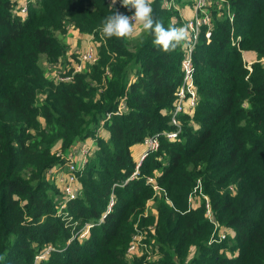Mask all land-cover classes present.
<instances>
[{
	"label": "trees",
	"instance_id": "1",
	"mask_svg": "<svg viewBox=\"0 0 264 264\" xmlns=\"http://www.w3.org/2000/svg\"><path fill=\"white\" fill-rule=\"evenodd\" d=\"M228 1L233 21L213 5L210 42L202 34L195 46L198 103L180 116L178 139L161 136L137 176L119 186L135 170L131 148L172 129L167 112L181 82L182 48L165 53L145 31L106 38L110 0H35L24 19L13 16L12 0H0V264H264V66L249 74L242 57L264 56V0ZM162 3L152 0L154 17L179 27L178 14ZM71 29L94 36L98 60L56 82L41 57L69 59L60 37ZM121 100L124 112L105 119ZM100 128L107 137L98 136ZM87 138L96 146L68 222L56 215L58 189L47 171L62 163L56 149L67 152ZM147 177L162 190L154 195ZM198 181L211 221L193 193ZM112 191V210L97 225ZM194 196L197 208H189ZM148 201L154 213L145 215ZM86 223L96 225L69 242ZM136 224L151 225L153 263L125 255ZM215 227L216 237L226 236L208 244ZM47 245L54 250L36 262Z\"/></svg>",
	"mask_w": 264,
	"mask_h": 264
},
{
	"label": "built area",
	"instance_id": "2",
	"mask_svg": "<svg viewBox=\"0 0 264 264\" xmlns=\"http://www.w3.org/2000/svg\"><path fill=\"white\" fill-rule=\"evenodd\" d=\"M34 2V0H12L11 12L14 17L23 19L28 14V6ZM119 0H117V4ZM116 4V5H117ZM163 7L168 11H174L178 15H174L173 22L180 21V26L187 28L189 32V44L187 47H183L182 59H181V82L178 89L174 95V101L172 107L167 112L169 117L168 124L172 127L171 130L161 131L159 133L147 136L142 141L143 151L136 161V166L134 172L119 186L127 183L129 180L133 179L138 174L139 166L142 161L152 152H155L160 147V137L163 136L166 139L172 141L178 139L182 127L180 116L188 111L195 109L198 103V93L195 84V67L193 62V52L197 44L198 39L203 34L206 43L210 42L213 22L211 7L216 6L219 11L218 15L221 13L225 14L226 17L232 22L234 18V13L231 10V5L228 0H193L190 7V15H183L181 13L179 4L175 0H163ZM131 15L132 13H125ZM179 26V27H180ZM139 26H137L135 32H138ZM91 43L84 49H78L71 52L70 55L74 54L81 60L79 66L74 67V71L67 76L62 75V71H55V76L61 81H70L75 73L81 72L82 67L88 64H94L98 60V54L96 51V46L93 43V38L91 37ZM235 43L236 40H232ZM264 57V56H263ZM72 62L73 58L70 59ZM264 60V58H263ZM74 66V64H73ZM248 69L251 70V65L249 64ZM57 68V67H56ZM125 105L123 100H121L120 105L114 112H109L106 114L105 119H109L113 114L120 115L124 112ZM102 123V122H101ZM103 124V123H102ZM94 138H87L84 141L75 143L67 152H62L57 150L56 156L62 161V163L55 165L48 169L47 177L54 183L58 189V195L55 198L57 212L56 215L63 217L66 221H70V217L67 213V207L71 201L78 199L82 194V186L80 183V177L84 171L87 160L89 156L93 153L96 143ZM147 184L151 186L153 191L159 192L162 189L157 185L153 177L146 178ZM115 186V185H114ZM191 198V197H190ZM115 203V196L113 191L110 194L106 210L100 217L97 225L103 222L106 215L112 210ZM206 208L209 213V205L206 202ZM94 223H86L82 228L75 231L69 242L73 239L83 240L88 236L89 229L93 227ZM148 230L153 232L151 227ZM140 232V231H137ZM144 233V235H142ZM226 236V232H220L216 237L215 232L212 233L208 244L216 241H221ZM147 231H142L141 234L132 235L128 247L126 248L125 255L127 258H143L145 262L153 263L155 257H157V252L155 253L148 243ZM51 245L45 249H42L36 256L35 261L43 260L47 258L49 253L53 251Z\"/></svg>",
	"mask_w": 264,
	"mask_h": 264
},
{
	"label": "clouds",
	"instance_id": "3",
	"mask_svg": "<svg viewBox=\"0 0 264 264\" xmlns=\"http://www.w3.org/2000/svg\"><path fill=\"white\" fill-rule=\"evenodd\" d=\"M116 4L117 0H110L109 6L113 9V14L102 22L101 31L106 38H132L137 26H141L143 31L154 37L153 45L165 53L188 46L190 40L187 28L175 25L166 28L153 15L152 0H119L120 6L131 15L120 12L115 7Z\"/></svg>",
	"mask_w": 264,
	"mask_h": 264
},
{
	"label": "rangeland",
	"instance_id": "4",
	"mask_svg": "<svg viewBox=\"0 0 264 264\" xmlns=\"http://www.w3.org/2000/svg\"><path fill=\"white\" fill-rule=\"evenodd\" d=\"M34 1H35V0H34ZM186 2H188V0H182V4H179L180 7H183V6L186 4ZM190 3H191V2H188L189 5H190ZM190 6H191V5H190ZM115 7H116L117 9H119L120 12H123V13H129V12L127 11V9L121 7L120 4H117ZM24 18H25V17H23V19H24ZM230 22H231V21H230ZM142 31H143V30H142V27L139 26V28H138V33L136 34V36L139 35ZM68 36H69V34H68V35L65 34L64 36H61L60 39H61L62 41H64V42H66V44H67V38H68ZM134 37H135V36H134ZM92 38L94 39V36H92ZM239 38H240V37H237V38H235L234 40L239 41V40H240ZM236 41H235V43H236ZM73 56H75V55H71V56L69 57V59H72ZM242 57H243V61H244V63H245L246 66H248L249 64L251 65V67H252L253 65H263V66H264V60H263L264 57H260V58H259L256 52H253V51H243V52H242ZM76 58H77V59H76ZM76 58H73L74 62H72L71 60L69 61V59H68L67 57H66V58H62V59L59 60L58 62H49V61H47V58H46L45 56H42V57H41V61H42V65L44 66V69L46 70V72H48V77H49V79H52V80H55L56 82H59V81H61V80L57 78V75L55 76V74H54L55 71H56V70H57V71H62V75H63V76L70 75V74L74 71L73 68L76 67V66H79V64H81V60L77 57V55H76ZM72 63H74V66H71ZM86 66H88V65H84L82 68L84 69ZM56 67H57V68H56ZM83 69H82V70H83ZM70 72H71V73H70ZM248 73H249V74L252 73V68H251V70L248 71ZM249 74L246 76L247 78H248ZM181 125H182V124H181ZM97 137H98V136H97ZM100 137H104V136L102 135V136H100ZM137 149H138V147H136V148L133 149V158H134V160H137V157H138L139 152H141V151L143 150V149L141 148V151H136ZM57 150H58V149H56L55 151H57ZM197 185H198V186H196V187L194 188V192H193V193H195V192L198 190L199 197H200V198H203V199L205 200V205H206V202H208V198H207L205 195L202 194L199 181H198V184H197ZM156 193H157V192L154 191V195H155ZM188 202H189V208H197V205H196V197H195V196H194V197H191V198L189 197ZM205 208H206V206H205ZM148 210L151 212V214L154 213V211H153V204H152L151 201H148V203H147V207H146L145 215H147ZM205 214H206L207 218L211 221V213H210V211H209V213H208V209H207V208H206V212H205ZM150 226H151V225H150ZM150 226H144V228H140V227L137 226V224H136L135 227H134V232H133L132 235H135V234H141L142 231H144L145 229H148V227H150ZM137 231H140V232H137ZM214 232H216V227L214 228ZM214 232H213V233H214ZM230 233H232V232L230 231ZM142 235H144V233H143ZM218 235H219V234H218ZM131 237H132V236H131ZM147 240H148V238H147ZM47 247H48V245L45 247V249H46ZM52 248H53V247H52ZM193 255H194V253L191 252V253L189 254L187 260L189 261V260L193 257Z\"/></svg>",
	"mask_w": 264,
	"mask_h": 264
},
{
	"label": "crops",
	"instance_id": "5",
	"mask_svg": "<svg viewBox=\"0 0 264 264\" xmlns=\"http://www.w3.org/2000/svg\"><path fill=\"white\" fill-rule=\"evenodd\" d=\"M179 7H180V5H179ZM190 7L191 6L189 4H185L183 7H180L181 13L183 15H190ZM137 33L138 32H135L134 36H136ZM90 39H91L90 36L82 35L77 30H73V29L69 30V36L67 38V44H68L67 54H70L71 52H74L75 50H78V49L86 48L92 41ZM134 79H135V74L132 71L130 73L129 81L132 82ZM102 135L104 137H107V133H106L104 128H100L98 131V136H102ZM136 147H138V149L136 151H141V148L143 149V146L141 145V143L134 145L131 148L132 156H133V149ZM142 151L139 152L137 160L139 159V156L141 155ZM137 160H135V161H137Z\"/></svg>",
	"mask_w": 264,
	"mask_h": 264
}]
</instances>
